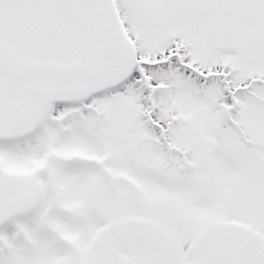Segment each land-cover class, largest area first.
I'll return each mask as SVG.
<instances>
[{
  "label": "snow or ice",
  "instance_id": "obj_1",
  "mask_svg": "<svg viewBox=\"0 0 264 264\" xmlns=\"http://www.w3.org/2000/svg\"><path fill=\"white\" fill-rule=\"evenodd\" d=\"M0 264H264V0H0Z\"/></svg>",
  "mask_w": 264,
  "mask_h": 264
}]
</instances>
